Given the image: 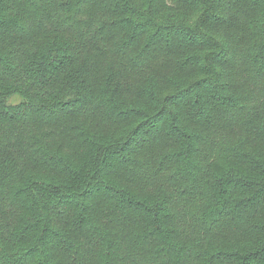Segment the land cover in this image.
Returning <instances> with one entry per match:
<instances>
[{
    "label": "trees",
    "instance_id": "obj_1",
    "mask_svg": "<svg viewBox=\"0 0 264 264\" xmlns=\"http://www.w3.org/2000/svg\"><path fill=\"white\" fill-rule=\"evenodd\" d=\"M0 264H264V0H0Z\"/></svg>",
    "mask_w": 264,
    "mask_h": 264
},
{
    "label": "rangeland",
    "instance_id": "obj_2",
    "mask_svg": "<svg viewBox=\"0 0 264 264\" xmlns=\"http://www.w3.org/2000/svg\"><path fill=\"white\" fill-rule=\"evenodd\" d=\"M140 1H145V0H140ZM33 61L31 63H33ZM31 63H29V64H31ZM19 100H20V98L18 96H14L13 101H19Z\"/></svg>",
    "mask_w": 264,
    "mask_h": 264
}]
</instances>
